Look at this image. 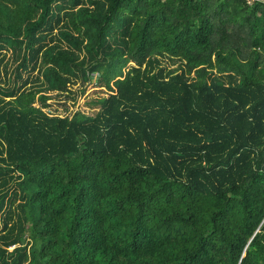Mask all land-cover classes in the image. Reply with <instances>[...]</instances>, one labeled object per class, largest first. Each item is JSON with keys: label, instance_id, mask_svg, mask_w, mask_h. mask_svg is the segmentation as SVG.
<instances>
[{"label": "trees", "instance_id": "trees-1", "mask_svg": "<svg viewBox=\"0 0 264 264\" xmlns=\"http://www.w3.org/2000/svg\"><path fill=\"white\" fill-rule=\"evenodd\" d=\"M8 47L0 264H264V0H0Z\"/></svg>", "mask_w": 264, "mask_h": 264}, {"label": "rangeland", "instance_id": "rangeland-1", "mask_svg": "<svg viewBox=\"0 0 264 264\" xmlns=\"http://www.w3.org/2000/svg\"><path fill=\"white\" fill-rule=\"evenodd\" d=\"M5 54V56H3ZM20 54L13 53L12 48L8 47L1 51L0 53V61H1V68L5 72L7 70L6 75L2 77V84L6 87H12L15 84H19L22 80L27 76L28 72L23 70V77H19L16 71V67L21 60ZM3 59V60H1Z\"/></svg>", "mask_w": 264, "mask_h": 264}, {"label": "built area", "instance_id": "built-area-1", "mask_svg": "<svg viewBox=\"0 0 264 264\" xmlns=\"http://www.w3.org/2000/svg\"><path fill=\"white\" fill-rule=\"evenodd\" d=\"M249 3H252L254 0H247Z\"/></svg>", "mask_w": 264, "mask_h": 264}]
</instances>
